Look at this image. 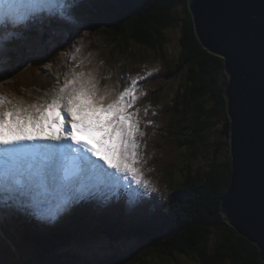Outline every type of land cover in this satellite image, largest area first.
Instances as JSON below:
<instances>
[{
    "label": "trees",
    "instance_id": "trees-1",
    "mask_svg": "<svg viewBox=\"0 0 264 264\" xmlns=\"http://www.w3.org/2000/svg\"><path fill=\"white\" fill-rule=\"evenodd\" d=\"M109 1L97 2L87 15L92 29L110 36L118 48L129 47L131 52L133 47H143L160 53L165 61V31L180 27L178 54L161 72L159 80L170 86L168 96L173 91L171 87H175L172 100L159 108L154 99L158 126L142 135L145 157L152 164L153 160H161L165 184L174 187L169 186L167 198L158 200L157 207L145 212L148 215L126 216L123 222L98 215L93 224L83 227L71 230L65 223L38 238L26 235L16 250L0 253V264H170L171 260L180 264V258L188 259L190 264H264L257 246L229 226L220 212L221 198L231 178L223 60L201 47L187 18V0ZM179 5H186L183 11L187 15L182 23L174 13ZM59 48L50 47L40 67L45 61L60 66ZM13 60L20 61L15 54ZM30 64L23 77H13L15 87L35 86L44 80L37 73L36 61L30 60ZM178 76L184 77L181 85ZM165 110L173 118L170 123L168 118L165 123L159 121ZM216 126L219 136L213 142L212 153L205 157L204 170L197 171L193 162L202 155L203 143L211 141L208 133ZM172 148L180 150L179 157L183 154L180 181L173 179L177 159ZM218 152H228V156L220 160ZM101 242L107 247L95 249Z\"/></svg>",
    "mask_w": 264,
    "mask_h": 264
},
{
    "label": "water",
    "instance_id": "water-1",
    "mask_svg": "<svg viewBox=\"0 0 264 264\" xmlns=\"http://www.w3.org/2000/svg\"><path fill=\"white\" fill-rule=\"evenodd\" d=\"M187 9L227 77L231 178L220 212L264 262V0H187Z\"/></svg>",
    "mask_w": 264,
    "mask_h": 264
},
{
    "label": "snow or ice",
    "instance_id": "snow-or-ice-1",
    "mask_svg": "<svg viewBox=\"0 0 264 264\" xmlns=\"http://www.w3.org/2000/svg\"><path fill=\"white\" fill-rule=\"evenodd\" d=\"M3 11L5 15H12L16 5L8 0ZM141 79L144 77L132 79V86L125 87L119 98L106 106L94 103L91 95H85L81 88L78 95L68 98L66 112L57 101L49 104L39 117L21 115L19 109L0 112V145H10L15 149L7 154L0 171V191L12 198L17 196L19 185H23L25 192H39L46 185L48 190H54L57 182L54 162L46 164L25 156L24 142L38 140L62 141L65 144L72 141L92 156L102 159L110 169L130 173L137 184L149 187L150 181L139 175L141 170L136 166L140 158L137 135L144 133L139 130L138 110L132 109L137 99L135 86ZM65 115L71 117L68 122L70 127L66 125ZM57 129L63 131L57 133ZM77 130L97 134L96 143L99 146L78 139ZM67 146L71 147L70 144Z\"/></svg>",
    "mask_w": 264,
    "mask_h": 264
},
{
    "label": "rangeland",
    "instance_id": "rangeland-1",
    "mask_svg": "<svg viewBox=\"0 0 264 264\" xmlns=\"http://www.w3.org/2000/svg\"><path fill=\"white\" fill-rule=\"evenodd\" d=\"M73 3L75 2H72V4ZM185 6L186 5H179L174 9V13L179 23L184 22L186 18L187 14H185L183 11ZM188 14L189 15L187 16V18L192 23V19L189 11ZM62 16L64 17L63 21L68 22V20H70L69 13H62ZM71 18L73 21L71 22L70 27L69 24H67L66 29L57 27L52 29L48 28L45 30H41L39 32L37 30H34V32H37L36 34H34L35 38H32L31 41H28L30 44H34L33 50L39 51L37 58L39 60L38 63L40 64L44 60L43 54H45V51H42L38 47V43L40 40L42 41L43 45H45L43 41L46 40L48 46H53V44L56 45V43L58 42L60 45L65 44L66 46L69 47L66 53L61 54V56H68L66 66L64 68L62 67L64 71L60 73V70L57 69L61 74V79L55 82L49 90L45 91L39 89V87H36L30 91H27V89L25 90L20 89L18 91L19 93L15 92L14 90L11 89L9 85L10 75L8 74V71L4 66V62L0 63V93L10 95L11 102L13 104L19 105L22 103L24 104L25 108H29L32 107L33 105H34L33 107H35L37 105V102L42 99H44L45 101H49L51 98L57 96L64 97V99H66V97L68 96L67 95L68 92H66L65 87L62 84L66 82L69 76H73L77 78L81 76L83 72H88L89 74L93 73V75L96 74L97 77L95 78V80L99 81L101 79L103 81L102 89L105 91L113 92L119 86V84L115 82L114 79L119 78L120 73L122 75V72L126 71L127 72L126 77L128 75H132L133 77L142 76L143 74L137 75L139 71L140 73L145 72L148 77H152L153 75L156 74H157L156 77H158L159 75H161L160 73L163 70H165L170 60L177 56L179 51L180 35H181V30L179 26L170 28L165 31L166 37L168 39V44H167V53H165L166 56L164 57L165 61H163L162 55H160V53H154L143 47H139V49H135L133 47L131 48V52L129 50V47L118 48L117 42L112 41L110 36L104 35V33L100 30L92 29L91 28L92 26L90 27L89 25V20L86 19L85 17L73 16ZM16 36L19 37V35ZM43 37L44 39H41ZM65 38L67 40L66 43L64 42ZM4 48L5 47L0 45V49H4ZM107 55L111 56L112 59L111 60L107 59L106 58ZM16 72H18V70ZM50 72L53 73L56 72V69L51 64L47 63L42 68L39 67L38 65L37 73L42 74V76H44L45 74L50 75L51 74ZM158 78L156 80L155 78L152 79L153 82H151V87L154 89V91L156 90L154 87L155 86L154 83L158 81ZM178 80H179L178 85H181V83L184 80V77L178 76ZM156 84H157L156 88H160L157 94H155V100L158 101L157 106L159 108L166 107L170 104V101L172 100L175 87L173 86L171 87L173 91H171V94L168 96V91L170 90V86H165V84L162 83L161 81H158ZM178 85L176 83V88L178 87ZM111 88L112 90H110ZM73 89H75V87H72V90ZM141 94L142 96H144L146 92H141ZM148 98L149 97H147L146 99L147 101ZM66 104L68 103L66 102ZM141 105L144 107V109H148L150 107L148 102L146 101H143ZM172 120L173 118H171L167 114V110H165L164 114H162V118L160 119V121H163L164 123L167 121V123H170ZM208 134L212 137L211 141H209L208 143H203L202 155L197 157V160H194L193 162V168H195V170L200 172H202L206 166V159H205L206 155L207 156L211 155L213 150L212 149L213 142H215L217 140L216 138H218L219 136L218 126L209 130ZM172 150H173L172 152H174L177 159L175 165L173 166L174 168L173 179L180 181L183 177L181 171V168L183 167V159H182L183 154L181 155V157H179L178 155L180 154V150L174 148H172ZM225 152H218L220 160L221 159L223 160L228 156L227 154L228 152L227 153ZM156 154L158 157H161L162 159V156L159 155V152H156ZM162 165L163 164L158 158L155 161V164L152 165L150 170L149 169L144 170L150 181V185H151V188L149 189L150 191L153 190L155 191V186L153 185V182L154 183L158 182L157 185L159 190H163L164 193L168 192L167 187L172 186L171 184L167 186L163 182V180L165 179V168ZM174 183L176 182L174 181ZM173 187L174 185L172 186V188ZM144 201L146 202V204L148 203L146 200ZM48 214L49 213H46L45 216H47ZM121 245L128 246V244H121ZM106 247L107 244L105 242H101L95 247V249L106 248ZM179 260H180V264H190L188 263L189 262L188 259L180 258ZM174 263H175L174 261L172 260L170 261V264H174Z\"/></svg>",
    "mask_w": 264,
    "mask_h": 264
},
{
    "label": "bare ground",
    "instance_id": "bare-ground-1",
    "mask_svg": "<svg viewBox=\"0 0 264 264\" xmlns=\"http://www.w3.org/2000/svg\"><path fill=\"white\" fill-rule=\"evenodd\" d=\"M63 20H64V18H63ZM41 23L42 24H44V22L43 21H41ZM63 23H64V25H66V21H63ZM30 62V61H29ZM75 75V74H74ZM97 77V75L95 74V76H94V78H91V79H95ZM77 82L78 83H80L81 82V80H77ZM41 84V83H40ZM63 89V88H62ZM67 92V91H66ZM54 94V93H53ZM67 94V93H66ZM65 94V95H66ZM96 94H99V93H96ZM64 95V96H65ZM68 95V94H67ZM42 97V96H41ZM52 97V96H51ZM13 98V97H12ZM38 101V100H37ZM28 102V101H27ZM48 102V101H47ZM32 103V102H31ZM100 104V103H99ZM26 105V104H25ZM36 105V104H35ZM34 106V105H33ZM149 135V134H148ZM149 138V137H148ZM152 139V138H151ZM149 139H147V141H148ZM43 152H44V150H43ZM15 198H17V199H20L21 197H18V196H16ZM148 203H149V200H146ZM2 203V201H1V199H0V204ZM132 212H133V210H131ZM146 212H149L147 209L145 210ZM129 213V212H128ZM16 237H17V235L16 234H14ZM13 237V236H12Z\"/></svg>",
    "mask_w": 264,
    "mask_h": 264
}]
</instances>
